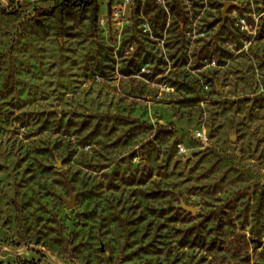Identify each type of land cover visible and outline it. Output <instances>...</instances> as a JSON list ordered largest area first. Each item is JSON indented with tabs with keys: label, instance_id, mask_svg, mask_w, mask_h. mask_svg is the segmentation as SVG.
Masks as SVG:
<instances>
[{
	"label": "rangeland",
	"instance_id": "obj_1",
	"mask_svg": "<svg viewBox=\"0 0 264 264\" xmlns=\"http://www.w3.org/2000/svg\"><path fill=\"white\" fill-rule=\"evenodd\" d=\"M120 1L0 5V264H264V0Z\"/></svg>",
	"mask_w": 264,
	"mask_h": 264
},
{
	"label": "built area",
	"instance_id": "obj_2",
	"mask_svg": "<svg viewBox=\"0 0 264 264\" xmlns=\"http://www.w3.org/2000/svg\"><path fill=\"white\" fill-rule=\"evenodd\" d=\"M37 1L38 0H0V5H2L3 8L12 9V8H17L22 3L35 4ZM131 1L132 0H121L120 3L118 4L117 10L113 12V16L117 18L119 16V13H121ZM157 1H163V0H157ZM261 1L263 0H258L259 6H261ZM160 88L168 89L166 84H162ZM195 135L196 137H200V138L203 136L200 131H196ZM179 149L181 150V148Z\"/></svg>",
	"mask_w": 264,
	"mask_h": 264
},
{
	"label": "water",
	"instance_id": "obj_3",
	"mask_svg": "<svg viewBox=\"0 0 264 264\" xmlns=\"http://www.w3.org/2000/svg\"><path fill=\"white\" fill-rule=\"evenodd\" d=\"M72 204H73V201H72V197H71L70 200L66 202V207H70V206H72ZM179 207L183 208L187 212H190L191 214H195V212H196V208L194 206L188 205V204L184 203L183 201H180Z\"/></svg>",
	"mask_w": 264,
	"mask_h": 264
},
{
	"label": "trees",
	"instance_id": "obj_4",
	"mask_svg": "<svg viewBox=\"0 0 264 264\" xmlns=\"http://www.w3.org/2000/svg\"><path fill=\"white\" fill-rule=\"evenodd\" d=\"M92 2H95L96 0H90ZM83 3L82 0H71V4L72 5H78ZM22 264H29V262L23 261Z\"/></svg>",
	"mask_w": 264,
	"mask_h": 264
}]
</instances>
